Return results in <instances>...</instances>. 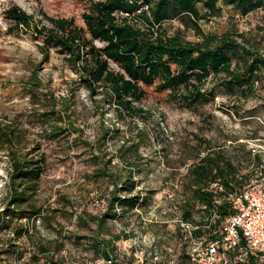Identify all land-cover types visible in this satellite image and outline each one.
Masks as SVG:
<instances>
[{
    "label": "trees",
    "instance_id": "obj_1",
    "mask_svg": "<svg viewBox=\"0 0 264 264\" xmlns=\"http://www.w3.org/2000/svg\"><path fill=\"white\" fill-rule=\"evenodd\" d=\"M86 1L82 25L72 18L46 16V23L36 21L15 5L3 12L14 28L30 30L40 38L44 62L50 49H54L76 76L67 85L69 96L54 98L44 94L43 109L38 114L43 138L55 141L70 131L81 136L82 130L75 128L70 118L75 102L70 96L72 85L74 90L84 89L94 116L98 117L95 144L84 142L92 157L93 152H99L94 158H100V162L92 177L108 180L111 185L100 213L88 215L87 219L81 214L75 217L77 225L88 228L92 235L73 236L63 231L64 227L58 229L56 216L62 214L70 219L75 212L68 209L73 208L71 201L57 194L52 203H38L45 156L28 141L26 129L20 123L0 119V152L9 165L0 197V231L13 236L7 244L11 250L1 253L17 254L12 241L28 240L44 264H61V259L54 258V252L41 239L34 238L40 232L36 221L41 228L57 232L63 241L78 245L87 241L93 255L102 258L104 264H116L115 244L127 236L125 231L110 234L105 223L131 214L141 206L144 199L136 190L135 179L145 168L140 150L152 147L154 139L161 134L159 126L152 124L153 114L140 104L147 96L145 88L153 87L155 92L164 93L169 102L195 114L215 100L217 90L236 100H247L264 91V24L239 30L234 16L230 15L221 33H206L199 25L220 17L223 8L239 17L264 10V0ZM172 21L191 31L194 40L186 39L179 26L171 27ZM23 86L30 96L38 94L43 87L36 71L30 73ZM109 144L111 150L107 149ZM194 156L197 160L186 169L192 202L184 205L178 226L181 223L197 226L190 236L212 241L219 238L225 217L236 209L224 195L214 194L210 183L219 181L233 189L250 178H235L239 169L220 147ZM260 160L258 156L252 158L257 164H261ZM214 196L220 200L219 204H213ZM193 203L203 207L202 221H194ZM213 211L216 216L211 221ZM62 247L59 242L55 251H61ZM248 264L255 263L249 260Z\"/></svg>",
    "mask_w": 264,
    "mask_h": 264
},
{
    "label": "rangeland",
    "instance_id": "obj_2",
    "mask_svg": "<svg viewBox=\"0 0 264 264\" xmlns=\"http://www.w3.org/2000/svg\"><path fill=\"white\" fill-rule=\"evenodd\" d=\"M12 5L18 6L36 21L46 23V16L72 18L77 25H82L81 15L87 9V1L0 0V119L20 123L26 129L28 141L45 156L38 203H52L57 194L71 201L73 208L68 209L75 211L73 216L70 219L62 217V214L56 216L57 228L64 227L63 231L73 236H90L89 229L77 225L75 217L81 214L87 219L88 215L100 213L111 189L108 180L92 177L93 169L100 162V158H94L99 152H93L92 157L84 144H95L98 117L94 116L86 91L82 88L74 90L72 85L70 97L73 96L75 102L71 106L70 118L73 126L82 130L81 136L70 131L55 141L43 138L38 114L43 109L44 94L54 98L69 96L67 85L76 76L54 49H50L44 62L39 49L40 38H36L30 30L14 28L4 18V10ZM230 15L234 16L239 30L247 31L257 24H264V10L239 17L223 8L220 17L202 21L199 25L206 33H221L227 27ZM170 24L171 27L179 26L177 21ZM179 27L186 39L194 40L191 31ZM32 71H36L43 85L34 96L27 94L23 86ZM145 90L147 96L140 104L153 114L152 124L159 126L161 134L154 139L152 147L140 150L145 168L143 174L135 179L138 181L136 190L144 199L141 206L131 214L105 223L110 234L125 231L127 236V239L121 238L115 244L114 263L189 264V236L181 224L178 226L184 205L192 202L186 169L197 160L195 154L201 155L209 148L220 147L238 169L250 165L247 173L250 179L263 177L264 169L259 165H262L264 155L259 156L261 164L252 161L245 141L261 139L264 144V91H258L255 97L247 100H236L217 90L215 100L200 107L195 114L169 102L164 93L155 92L153 87ZM107 149L111 150L112 145L109 144ZM8 170V160L0 152V197L4 193ZM193 205L194 221H202L203 207ZM35 224L40 232L34 238L41 239L54 252L53 257L61 259V264H104L102 258L93 255L87 241L83 240L80 245L63 241L57 232L41 228L39 221ZM91 227L95 225L91 224ZM12 237L11 233L0 231V264H44V259L28 240L12 241L17 254L1 253L5 249L11 250L7 244ZM59 242L63 247L56 252Z\"/></svg>",
    "mask_w": 264,
    "mask_h": 264
},
{
    "label": "built area",
    "instance_id": "obj_3",
    "mask_svg": "<svg viewBox=\"0 0 264 264\" xmlns=\"http://www.w3.org/2000/svg\"><path fill=\"white\" fill-rule=\"evenodd\" d=\"M261 139L246 140L245 144L253 157L264 155V144ZM263 167L262 165H259ZM240 171L235 174L240 179ZM214 194L224 195L236 212L225 217L218 231L219 238L207 241L190 236V231L197 226L181 223L189 234V264H264V177L250 179L241 187L228 189L219 181L210 183ZM220 200L213 197V204ZM215 212L210 219L214 221Z\"/></svg>",
    "mask_w": 264,
    "mask_h": 264
},
{
    "label": "crops",
    "instance_id": "obj_4",
    "mask_svg": "<svg viewBox=\"0 0 264 264\" xmlns=\"http://www.w3.org/2000/svg\"><path fill=\"white\" fill-rule=\"evenodd\" d=\"M230 141H228V143H229ZM231 144H234L233 142H231ZM259 157V156H258ZM241 164H243V163H241ZM242 167H240V169H239V171H240V173L242 174V177H244V176H248L247 175V173L249 172V169H250V165H248L246 168H242ZM250 179H248L246 182H248ZM244 181V180H243ZM245 182V181H244Z\"/></svg>",
    "mask_w": 264,
    "mask_h": 264
}]
</instances>
